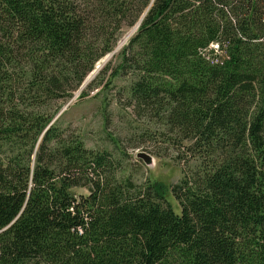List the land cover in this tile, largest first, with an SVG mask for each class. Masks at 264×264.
Wrapping results in <instances>:
<instances>
[{
	"label": "trees",
	"instance_id": "trees-1",
	"mask_svg": "<svg viewBox=\"0 0 264 264\" xmlns=\"http://www.w3.org/2000/svg\"><path fill=\"white\" fill-rule=\"evenodd\" d=\"M141 19L112 76L201 162L172 187L52 111ZM37 262L264 264V0H0V264Z\"/></svg>",
	"mask_w": 264,
	"mask_h": 264
},
{
	"label": "rangeland",
	"instance_id": "rangeland-1",
	"mask_svg": "<svg viewBox=\"0 0 264 264\" xmlns=\"http://www.w3.org/2000/svg\"><path fill=\"white\" fill-rule=\"evenodd\" d=\"M141 23L142 19L135 27L125 28L114 52L97 63L85 85L70 100L57 102L52 111L59 109L55 118L68 136H81L87 149L111 155L113 172L119 182L132 183L137 188L154 183L172 187L197 178L201 174V162L187 151L189 143L180 144L179 137L162 125L135 115L129 106L132 76H112L119 68L120 52ZM90 85L91 89H87ZM83 92L86 96L81 98ZM141 153L151 157L150 164L138 158ZM74 192L77 196L88 194L86 189ZM169 198L180 213L171 193Z\"/></svg>",
	"mask_w": 264,
	"mask_h": 264
},
{
	"label": "water",
	"instance_id": "water-1",
	"mask_svg": "<svg viewBox=\"0 0 264 264\" xmlns=\"http://www.w3.org/2000/svg\"><path fill=\"white\" fill-rule=\"evenodd\" d=\"M138 157H139L140 159H142L146 164H150L151 161H152L151 157L148 156V155L145 154V153H141V154H139Z\"/></svg>",
	"mask_w": 264,
	"mask_h": 264
},
{
	"label": "bare ground",
	"instance_id": "bare-ground-1",
	"mask_svg": "<svg viewBox=\"0 0 264 264\" xmlns=\"http://www.w3.org/2000/svg\"><path fill=\"white\" fill-rule=\"evenodd\" d=\"M87 81V80H86ZM83 85H85V84H83ZM149 156V155H148ZM139 158V157H138Z\"/></svg>",
	"mask_w": 264,
	"mask_h": 264
}]
</instances>
